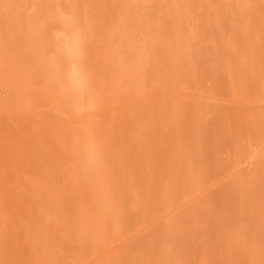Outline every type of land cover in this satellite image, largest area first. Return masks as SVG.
Here are the masks:
<instances>
[{"label": "rangeland", "instance_id": "rangeland-1", "mask_svg": "<svg viewBox=\"0 0 264 264\" xmlns=\"http://www.w3.org/2000/svg\"><path fill=\"white\" fill-rule=\"evenodd\" d=\"M126 1L0 0V264H264V0ZM71 19L89 88L54 106L19 78ZM41 113L84 135L63 180L26 167Z\"/></svg>", "mask_w": 264, "mask_h": 264}, {"label": "bare ground", "instance_id": "bare-ground-1", "mask_svg": "<svg viewBox=\"0 0 264 264\" xmlns=\"http://www.w3.org/2000/svg\"><path fill=\"white\" fill-rule=\"evenodd\" d=\"M127 1L129 2V0ZM62 28L63 26L60 29ZM62 34L63 35L62 36L60 35L58 38V43L56 41V43H54L53 45V47L56 46L55 48L57 51H60L62 53V57L59 58V60L57 59L50 60L48 63V68L45 67L47 70L45 71L43 70V72H39L38 74H34L31 76H24V77L20 76L21 78H19L21 90L25 87H31V86L34 87V84L36 85V89H37V85L42 86L44 84L45 87L43 88V90L38 89V91L39 90H41V92L44 91V97L48 98L51 102L50 105H54V106L57 105V103L60 100H63V99L65 100L64 97L67 94V93L65 94L64 92L65 85L67 86L68 91L72 92L71 96H74V98L77 97L78 99L80 97L81 102H82L84 89L87 88L86 85H88V88H89V84H86V82L84 81L85 80L84 79L85 78L84 69L82 67L83 61L81 58V54L83 51V47H82L83 39H81V32L76 22L72 19L67 20V22L64 24V29H62ZM36 53L38 54V51ZM26 55L28 56L30 54L27 53ZM26 55L20 54L19 56L15 57V60L18 63L20 62V64L25 59L24 67L22 65L23 68L27 66L26 64L28 62L26 61V58H25ZM35 56H32V57H35ZM36 57H39V56H36ZM42 69H44V67ZM68 95H70L69 92H68ZM68 95L66 96L69 97ZM70 98L71 97H69V99ZM79 102L80 100H77L75 103V106L78 105ZM57 109L59 110V108L56 107V110ZM38 113L40 112L38 111ZM79 113L81 114L80 110H79ZM36 121L38 122L37 128L39 130H45V129L49 130L48 133L46 132L47 134H49V137L45 139L43 138L41 140V143L45 148L42 155H45V158L44 160L39 161L36 165H33V166L26 165V167H32V171L36 174V176L42 175V178L44 180H54V179L63 180L65 179V165L67 162L68 155L74 158L81 151L84 152V146H83L85 144V142L83 141L84 135L82 131L80 130H77V131L73 130V132H71L72 133L70 136L71 140L69 142V140H67L65 136L66 130L65 128L62 127V122H63L62 118L49 117L48 115L46 114L42 115L41 113L37 117L34 118V122ZM2 129L3 128L0 126V130ZM45 137L47 136L45 135ZM92 148L93 147L89 148V150Z\"/></svg>", "mask_w": 264, "mask_h": 264}]
</instances>
